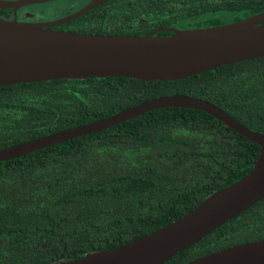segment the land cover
<instances>
[{
	"label": "trees",
	"instance_id": "obj_1",
	"mask_svg": "<svg viewBox=\"0 0 264 264\" xmlns=\"http://www.w3.org/2000/svg\"><path fill=\"white\" fill-rule=\"evenodd\" d=\"M263 9L264 0H104L55 27L144 34L235 21ZM174 92L211 101L264 131L263 55L170 80L103 76L0 85V147ZM258 150L202 110L166 106L0 160V264H47L154 230L245 173ZM263 237L264 196L162 264Z\"/></svg>",
	"mask_w": 264,
	"mask_h": 264
},
{
	"label": "water",
	"instance_id": "obj_2",
	"mask_svg": "<svg viewBox=\"0 0 264 264\" xmlns=\"http://www.w3.org/2000/svg\"><path fill=\"white\" fill-rule=\"evenodd\" d=\"M51 0H0V85L52 78L126 76L170 80L222 64L264 55V9L235 21L144 34L77 32L55 27L104 0H87L63 15L41 20L16 18L15 9ZM31 15L24 12L21 17ZM169 31V34H156ZM166 106L202 110L259 146L249 169L211 191L185 213L115 246L47 264H162L219 224L264 196V131L246 126L224 109L187 93L144 98L106 116L0 147V160L69 138L99 131L147 110ZM177 264H264V237L219 248Z\"/></svg>",
	"mask_w": 264,
	"mask_h": 264
},
{
	"label": "rangeland",
	"instance_id": "obj_3",
	"mask_svg": "<svg viewBox=\"0 0 264 264\" xmlns=\"http://www.w3.org/2000/svg\"><path fill=\"white\" fill-rule=\"evenodd\" d=\"M54 1L55 0L39 2L29 8L30 10L32 9L37 11L38 15H40L42 18H44V14L45 17L53 18L56 16L63 15L66 8L71 11L76 9L79 3L81 2V0H57L55 2ZM23 10H26V8H24Z\"/></svg>",
	"mask_w": 264,
	"mask_h": 264
},
{
	"label": "flooded vegetation",
	"instance_id": "obj_4",
	"mask_svg": "<svg viewBox=\"0 0 264 264\" xmlns=\"http://www.w3.org/2000/svg\"><path fill=\"white\" fill-rule=\"evenodd\" d=\"M87 1V0H86ZM26 5H21V6H19V7H17L16 9H15V14H16V18H18V19H26V20H41V19H39V18H36V19H33V12H31V10H29V9H27L26 7H25ZM24 8H26V10H23ZM8 11H3L2 13H1V16L3 15V14H8L9 15V17H11L12 16V11L10 10V9H7ZM30 12L31 13V15H27V16H25V17H21L22 16V14L24 13V12ZM43 20H44V18H43ZM170 27H172V26H170ZM177 28V27H176Z\"/></svg>",
	"mask_w": 264,
	"mask_h": 264
}]
</instances>
